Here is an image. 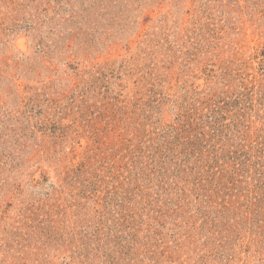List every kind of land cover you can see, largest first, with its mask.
<instances>
[{
  "label": "rangeland",
  "instance_id": "obj_1",
  "mask_svg": "<svg viewBox=\"0 0 264 264\" xmlns=\"http://www.w3.org/2000/svg\"><path fill=\"white\" fill-rule=\"evenodd\" d=\"M0 264H264V0H0Z\"/></svg>",
  "mask_w": 264,
  "mask_h": 264
}]
</instances>
